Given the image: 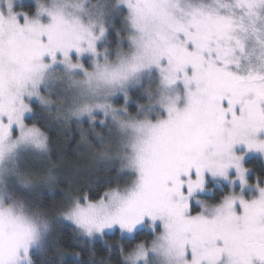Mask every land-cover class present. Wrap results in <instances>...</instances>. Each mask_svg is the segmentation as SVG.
I'll list each match as a JSON object with an SVG mask.
<instances>
[{
	"label": "snow or ice",
	"instance_id": "1",
	"mask_svg": "<svg viewBox=\"0 0 264 264\" xmlns=\"http://www.w3.org/2000/svg\"><path fill=\"white\" fill-rule=\"evenodd\" d=\"M122 2L139 33L132 37L135 51L114 64L96 63L85 83L90 91L106 86L124 92L126 102L125 86L155 68L163 115L122 120L132 135L118 154L116 174L98 198L92 195L99 189L95 183L62 189L59 216L89 239L103 238L106 230L132 236L150 229V240L121 249L123 264H151V257L164 264H264V186L253 185L258 194L251 198L230 192L214 204L197 200L198 212L191 203L204 188L205 173L228 179L233 169L232 179L242 188L247 184L237 147L264 154V0H216L215 6ZM40 12L49 17L47 24L24 18L21 27L14 14L0 17V153L15 147L6 143L13 124L24 141L45 149L44 133L23 120L25 95H39L46 81L50 65L44 57L55 62L59 53L67 70L82 69L70 53L95 57L104 34L102 27L94 34L79 20L70 22L61 7L41 6ZM95 107L119 119L111 105ZM79 111L90 113L91 107ZM39 235L32 218L0 211V264H23L22 255L30 264Z\"/></svg>",
	"mask_w": 264,
	"mask_h": 264
},
{
	"label": "clouds",
	"instance_id": "2",
	"mask_svg": "<svg viewBox=\"0 0 264 264\" xmlns=\"http://www.w3.org/2000/svg\"><path fill=\"white\" fill-rule=\"evenodd\" d=\"M3 10L9 15L14 14L18 19L27 18L29 22H41L46 14L40 12V7L51 8L58 6L63 9L65 18L70 22L74 19L87 27L94 34L104 29L102 37L110 36L115 32V41H96L98 55L93 57L84 53L78 58L73 51L70 57L73 62L77 59L82 69L69 71L61 62L62 57L57 53L56 61L52 62L45 56L44 61L50 67L46 71V81L38 87L39 95H25L28 111L23 115L26 127L35 126L44 133L45 149L37 148L34 144L22 139V129L13 124L10 128L6 143H14L11 152L0 153V211L11 212L15 216H27L33 219L39 231V242L34 246L35 251H45L48 237L53 230L55 216H49L44 208L30 203L21 193L43 186L50 192L60 182V175L56 171L60 167L62 157L53 154L51 138L45 124L37 116L36 108L40 109L41 116L48 124H55L67 128L72 123L77 124V144L87 149L89 156L98 164L120 166L119 155L127 150V141L132 130L121 125L122 120L129 117L149 119L155 121L161 116V108L157 101L160 98L163 86L160 83L159 73L155 68L145 70L139 75V82L130 81L125 86L128 100L123 101L121 107L114 103L115 98L123 97L124 92L110 90L106 86L97 87L94 91L88 89L86 73L95 71L96 63H117L120 58L126 57L135 51L132 37L139 33L134 29L130 10L122 0H34L35 8L31 15L26 11H13L14 0H0ZM182 4L203 3L215 6L216 0H181ZM120 14V26H114V18ZM88 63L85 64L84 60ZM139 93V101L134 110H129L127 103L132 100V93ZM171 94V93H170ZM182 95V92H179ZM35 102V107L33 106ZM96 104H108L115 109L113 114L95 107ZM84 105L91 107V112H80ZM78 113V114H77ZM29 117H33L32 120ZM7 122V117H4ZM86 121L87 126H81ZM99 129V130H97ZM111 157L106 159L105 156ZM223 197H221L222 199ZM41 221L47 225L43 227ZM150 230V229H149ZM130 250V249H129ZM23 264H29L21 256ZM30 264H36L31 258ZM151 264H164L163 258L151 257Z\"/></svg>",
	"mask_w": 264,
	"mask_h": 264
},
{
	"label": "trees",
	"instance_id": "3",
	"mask_svg": "<svg viewBox=\"0 0 264 264\" xmlns=\"http://www.w3.org/2000/svg\"><path fill=\"white\" fill-rule=\"evenodd\" d=\"M24 4V11L31 15L32 6ZM114 22L115 27L120 26V14L116 15ZM108 39L115 41V32H112ZM138 97L137 92L132 93L133 100H138ZM33 106L35 107V105ZM36 113L37 116H40L41 123L45 124L50 135L53 154L62 157L60 167L56 171L63 179L59 182L54 193L40 194L37 198V204L44 208L49 216L57 217L58 221L54 220L53 230L48 237L45 251H34L33 259L36 264H99L102 259L106 258L110 264H123L121 249L126 251L133 247L137 241L150 240L152 238L151 231L143 229L139 235H133V237L122 236L115 232L106 234L103 239L86 241L82 240L77 231L59 216V208L64 195L62 189H66L70 185L73 189H83L90 183H95L99 185V189L92 195L94 198H98L106 186L105 181L116 174V169L108 167L105 171V167L100 166L97 162L96 165L99 167L96 170L92 165L91 169L86 167L85 159L81 157L84 154L81 151L83 146L77 144L78 131L76 126L70 124L69 129L62 128L61 130L55 124H48L41 116L39 108H36ZM29 119L32 120L33 117ZM244 165L250 173L249 180L253 181L256 178L259 182L264 181V162L262 159L252 157L246 160ZM215 192V197L209 200L211 203L219 202L221 197L228 194L225 187H223V192L220 190ZM73 194L77 193L74 192ZM194 211L197 210L194 209ZM61 251L63 255H61Z\"/></svg>",
	"mask_w": 264,
	"mask_h": 264
},
{
	"label": "rangeland",
	"instance_id": "4",
	"mask_svg": "<svg viewBox=\"0 0 264 264\" xmlns=\"http://www.w3.org/2000/svg\"><path fill=\"white\" fill-rule=\"evenodd\" d=\"M24 3L31 5L32 9L34 11V8H35L34 0H14L13 11L14 12L15 11H21V10L24 11V9H23V4ZM3 7H4L3 4L0 3V17H2L4 20H7V19H9V14L6 11L3 10ZM33 11H32V13H33ZM115 19H116V16H115L114 20ZM17 22L22 27L23 23H24V20L21 18V19H18ZM48 22H49V17L46 15L44 17V19L41 21V23L42 24H47ZM114 24H115V22H114ZM101 39L102 40H109L107 35L105 37H101ZM111 41L114 42V40H112V39H111ZM84 63L85 64L88 63L87 59L84 60ZM177 90H178V92H183L182 86L177 85ZM137 94L139 95L138 92H137ZM131 99L132 100H130L127 103V107H128L129 110H134L135 107H136L137 102L139 101V97H138V100H133L132 97H131ZM123 101H124V98L121 96V97L115 98L114 103L117 104V105H120L121 107H123L124 106ZM33 105H35V102H34ZM39 112H40V109H39ZM161 115H163V112H161ZM71 125H75L76 128L78 127L76 123H72ZM81 126L86 127L87 126L86 121ZM69 127L65 128V129H69ZM61 130H62V128H61ZM261 135L264 136V134H261ZM81 149H82L81 151L84 152V154H82L81 157H83L85 159L86 167H89L91 169V165H92L93 168H95V170H96V168L99 167V166L96 165L97 163L90 158L87 149H85L83 147H81ZM235 151H236L237 154H243V158L241 160V164H242V166L244 168H245V165H244L245 161L248 160L249 158H252V157L260 158L264 162V154H261L260 152H257V151H245L243 145L237 147L235 149ZM109 167H114L116 170L118 168V166H109ZM235 175H236V173H235V171L233 169L229 170L228 179H224V178H220V177H212V176L208 175L207 173H205V184H204L203 190L202 191L198 190V191L194 192L193 195H192V198H191L193 211H194V209L197 210V211H194V212H198L200 210V206L197 203V200L206 201L209 204H214V203L209 202V200L213 199L215 197V195H216L215 191L220 190L221 192H223V187H225L228 190V194L230 192L231 193L239 192L245 198H251V197H254V196H256L258 194L256 187H253V185L259 184L261 186H264V181L259 182L256 178L253 181L249 180L250 173L247 170L246 173H245V179L247 181V184L245 186H243V188H242L241 185H240L239 180H233L232 179L233 177H235ZM62 179L63 178L60 177V181H62ZM56 190H57V187L53 191L50 192L47 188H45L43 186H40V187H37V188H35L33 190H30V191H24L21 194L30 203L37 204V198L40 196V194H51V193H54V191H56ZM56 221H58V220L56 219ZM63 221L68 223L69 225H71L77 231L78 236L82 240H86V241H93V240H97V239H103L106 234H113L115 232H118L122 236L133 237V235L129 236L128 234H121L118 229H113V230H106L104 235H103V238L100 235H96V236L92 237L91 239H89L88 237L81 235L78 232V230L75 228V226L72 224V222H70L68 220H65V219H63ZM147 230H149V229H147ZM149 231H151V230H149Z\"/></svg>",
	"mask_w": 264,
	"mask_h": 264
}]
</instances>
